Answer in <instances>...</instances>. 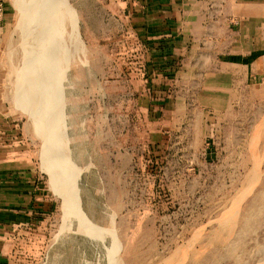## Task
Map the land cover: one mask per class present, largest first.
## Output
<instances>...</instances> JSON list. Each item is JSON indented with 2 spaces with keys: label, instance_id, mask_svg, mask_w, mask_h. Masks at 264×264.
Listing matches in <instances>:
<instances>
[{
  "label": "rangeland",
  "instance_id": "1",
  "mask_svg": "<svg viewBox=\"0 0 264 264\" xmlns=\"http://www.w3.org/2000/svg\"><path fill=\"white\" fill-rule=\"evenodd\" d=\"M32 1L0 0L2 264H264V0Z\"/></svg>",
  "mask_w": 264,
  "mask_h": 264
},
{
  "label": "crops",
  "instance_id": "2",
  "mask_svg": "<svg viewBox=\"0 0 264 264\" xmlns=\"http://www.w3.org/2000/svg\"><path fill=\"white\" fill-rule=\"evenodd\" d=\"M158 2H169L175 6H187L188 8H201L205 5V0H158ZM164 5V4H162ZM192 22L199 21L194 15ZM31 187L25 178H18L14 175L2 173L0 181V227L3 228L12 222H21V216L29 213ZM9 223V224H7ZM3 226V227H2ZM2 233V232H0ZM3 255L0 254V264L3 262Z\"/></svg>",
  "mask_w": 264,
  "mask_h": 264
},
{
  "label": "bare ground",
  "instance_id": "3",
  "mask_svg": "<svg viewBox=\"0 0 264 264\" xmlns=\"http://www.w3.org/2000/svg\"><path fill=\"white\" fill-rule=\"evenodd\" d=\"M22 1V0H21ZM35 1V0H34ZM34 1H32V3L34 2ZM37 1V0H36ZM38 1H40V0H38ZM44 1H47V0H43V2ZM51 1V0H50ZM57 1V0H56ZM24 2V1H23ZM26 2V1H25ZM41 2V1H40ZM39 2V3H40ZM48 3H49V1H47ZM46 2V3H47ZM53 2V1H52ZM46 3H44V4H46ZM41 4H42V2H41ZM51 3H49V5H50ZM34 5H35V3H34ZM49 5H47L48 7H51V6H49ZM52 5V4H51ZM58 5V4H57ZM42 6H44V5H42ZM59 6V5H58ZM24 7H26V6H24ZM29 7V6H28ZM26 8L27 10L28 9H30V8ZM46 7V6H45ZM60 7V6H59ZM32 9V8H31ZM36 9V8H35ZM35 9H34V11H35ZM38 9V8H37ZM37 9H36V12H38L37 11ZM40 9V8H39ZM47 9V8H46ZM48 9H50V8H48ZM59 9V8H58ZM26 11V10H25ZM30 11V10H29ZM34 11H32V12H34ZM48 11V10H47ZM57 11V10H56ZM36 12L34 13V15L36 16ZM40 12L42 13V11L40 10ZM27 13H30V12H27ZM39 13V12H38ZM32 15H33V13H31ZM34 15L31 17V19H33L34 18ZM54 17V16H53ZM29 18V17H28ZM28 18H26V19H28ZM45 18V17H44ZM43 18V19H44ZM30 18H29V20H31ZM47 19H48V17H47ZM47 19H45V20H47ZM33 20H35V19H33ZM32 20V21H33ZM45 20H43L44 22H45ZM63 20V19H62ZM27 21V20H26ZM55 21V20H54ZM49 22H50V20H49ZM56 22V21H55ZM31 23V22H30ZM36 23V22H35ZM46 23H47V21H46ZM45 23V24H46ZM27 24H28V22H27ZM49 24V23H48ZM52 24V23H51ZM56 24V23H55ZM30 25V24H29ZM50 26V25H49ZM55 26V25H54ZM63 26V25H62ZM27 27V26H26ZM42 29H43V27H42ZM55 29V28H54ZM50 30H51V27H50ZM55 31V30H54ZM40 32V31H39ZM51 32H53V31H51ZM38 33V32H37ZM55 33H56V31H55ZM30 34V33H29ZM57 34V33H56ZM46 35V34H45ZM48 35V34H47ZM40 36V35H39ZM53 36V35H52ZM62 36V35H61ZM54 37H56V36H54ZM57 37H58V34H57ZM62 38V37H61ZM42 40H44L43 39V37H42ZM52 40V39H51ZM56 40H57V38H56ZM35 41H36V39H35ZM49 41V40H48ZM56 42V41H55ZM48 43V42H47ZM56 43H58V42H56ZM51 44H53V43H51ZM51 44H50V46H51ZM61 44V43H60ZM43 45H44V43H43ZM57 45V44H56ZM54 46V45H53ZM45 47V46H44ZM46 48H48V46L46 47ZM50 48H53V47H50ZM29 49H31V48H29ZM39 49V48H38ZM37 49V50H38ZM30 50H28V52H29ZM31 51H36V47H35V50H34V48H33V50H31ZM41 51V50H40ZM40 51H38L37 53H39ZM56 51V50H55ZM41 52H43V51H41ZM40 52V53H41ZM49 51H47V53H48ZM36 53V52H35ZM34 53V54H35ZM39 53V54H40ZM44 54H45V52H44ZM54 54V53H53ZM42 55H43V53H42ZM58 55V54H57ZM32 56V55H31ZM45 56V55H44ZM34 57H37V54H36V56H34ZM49 57V56H48ZM26 58V57H25ZM46 58V57H45ZM45 58H40V59H42V60H44ZM55 58V57H54ZM24 59V58H23ZM31 59V58H30ZM39 59V60H40ZM32 60H33V58H32ZM36 60V59H35ZM23 61V60H22ZM50 61V60H49ZM57 61V60H56ZM55 61V62H56ZM35 64H32V66H33V68H34V74H33V78L32 77H29V76H31V75H29L30 73L28 72V73H26V71H24L25 73H26V76H27V74H28V77H25V73L23 74L24 76V80L23 79H20V80H22V85H24V86H27V88L28 89H30V88H32V87H34V86H36V85H38V87H39V85H41L43 82H41L40 80H38V79H41L42 78V76L45 74V72H46V65L44 64V63H42V62H38V59L36 60V61H33ZM47 62V61H46ZM59 63V62H58ZM53 64V63H52ZM52 64H51V66H52ZM57 64V63H56ZM30 66V65H29ZM32 66H30L29 67V69L32 67ZM25 67V66H24ZM50 67V66H49ZM48 67V69H50ZM53 67V66H52ZM23 68V67H22ZM21 69V68H20ZM26 69H28V68H26ZM23 70V69H22ZM17 71V70H16ZM16 71L14 72V73H16ZM30 71V70H29ZM19 72V71H18ZM17 72V73H18ZM32 73H33V71H32ZM47 73V72H46ZM49 73H47V74H45L46 76L48 75ZM17 75V74H16ZM21 75V74H20ZM60 75V74H59ZM49 76V75H48ZM58 77V76H57ZM49 78H51L50 76H49ZM56 79V78H55ZM18 80H19V78H18ZM23 81H24V83H23ZM40 81V82H39ZM20 82V81H19ZM21 83V82H20ZM46 84V83H45ZM55 84V83H54ZM51 85V84H50ZM20 86V85H19ZM30 87V88H29ZM52 87V86H51ZM26 88V87H25ZM24 88V89H25ZM37 88V87H36ZM41 88V87H40ZM52 89V88H51ZM31 90V89H30ZM34 91H35V89H34ZM26 92V91H25ZM30 92V91H29ZM27 93V92H26ZM44 93V92H43ZM31 94V93H30ZM45 94V93H44ZM43 94V95H44ZM21 95V94H20ZM27 95H29V93L27 94ZM49 96H51L50 94H49ZM41 97V96H40ZM43 97V96H42ZM48 97V96H47ZM44 99V98H43ZM47 99V98H46ZM39 100V99H38ZM58 104V103H57ZM52 148V147H51ZM52 150H54V149H52ZM70 177V176H69ZM65 178V177H64ZM72 178V177H71ZM63 179V178H62ZM69 180V179H68ZM71 181V180H70ZM69 182V181H68ZM69 186V185H68ZM71 186V185H70ZM69 186V187H70ZM75 186V185H74ZM73 185H72V187H74ZM61 187V186H60ZM71 187V188H72ZM67 188V187H66ZM73 189V188H72ZM64 190V189H63ZM68 190V189H67ZM67 190H65V191H67ZM71 191V190H70ZM67 197H69V196H67ZM77 202V201H76ZM230 208V207H229ZM77 211V210H76ZM80 213H81V211H79ZM233 212V211H232ZM237 212V211H236ZM81 215V214H80ZM78 216V215H77ZM85 217H83L82 215H81V219H79V223L81 224V227H83V228H87L88 230H90L91 229V227L89 226V225H87V220H86V218L84 219ZM101 230V229H100ZM91 232V231H90ZM115 247V246H114ZM112 249H114V248H112ZM116 249V248H115ZM116 251V250H115ZM113 257V256H112ZM115 257V256H114ZM111 260H114V259H111ZM114 262H115V260H114Z\"/></svg>",
  "mask_w": 264,
  "mask_h": 264
},
{
  "label": "built area",
  "instance_id": "4",
  "mask_svg": "<svg viewBox=\"0 0 264 264\" xmlns=\"http://www.w3.org/2000/svg\"><path fill=\"white\" fill-rule=\"evenodd\" d=\"M2 11H3V8H2L1 3H0V21L2 20Z\"/></svg>",
  "mask_w": 264,
  "mask_h": 264
}]
</instances>
